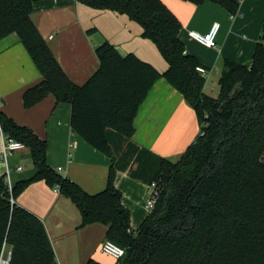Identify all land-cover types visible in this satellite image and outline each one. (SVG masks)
Wrapping results in <instances>:
<instances>
[{"label":"trees","instance_id":"trees-1","mask_svg":"<svg viewBox=\"0 0 264 264\" xmlns=\"http://www.w3.org/2000/svg\"><path fill=\"white\" fill-rule=\"evenodd\" d=\"M181 1L210 2L230 15L241 2ZM77 2L126 15L155 44L168 68L161 74L103 42L94 50L98 69L76 85L33 25L31 0H0V40L16 34L42 76L24 92L23 106L28 109L49 95L57 104H69L71 132L110 160L105 188L88 194L47 164L45 141L0 112L2 134L29 150L35 170L10 190L0 176V257L9 254V264H57L42 221L16 203L28 185L43 181L75 204L82 227L106 226L105 239L124 250L115 264H264V44L256 45L250 67L224 61L219 93L212 98L203 93L200 63L179 38L180 23L160 0ZM160 78L181 94L199 125L175 163L131 142L138 108ZM128 167L132 178L161 189L136 234L114 185L116 172Z\"/></svg>","mask_w":264,"mask_h":264},{"label":"crops","instance_id":"crops-1","mask_svg":"<svg viewBox=\"0 0 264 264\" xmlns=\"http://www.w3.org/2000/svg\"><path fill=\"white\" fill-rule=\"evenodd\" d=\"M181 25L179 38L185 50L207 72L203 93L216 98L224 61L250 67L258 43L264 44V0H241L236 15L216 4L197 6L181 0H160ZM30 19L70 81L83 85L98 69L95 48L111 44L118 54L135 55L164 73L168 65L155 44L142 37V28L126 15L89 8L77 0H31ZM213 23L220 25L216 46L207 48L189 37V32L205 34ZM42 80L16 34L0 40V112L17 125L29 128L47 144L46 162L88 194L101 192L106 185L110 160L70 129V105L57 104L52 95L26 109L24 92ZM131 142L171 163L180 159L199 131L197 117L181 94L165 79L157 80L139 106ZM2 138L0 135V153ZM12 185L30 179L35 170L27 148L7 159ZM21 167L18 171L17 168ZM0 157V176L5 174ZM135 166H133V169ZM114 185L121 204L129 213V225L136 231L148 216L145 204L152 188L130 175V167L117 171ZM17 205L43 223L57 264H115L101 252L106 226H81V215L72 201L43 181L28 185Z\"/></svg>","mask_w":264,"mask_h":264},{"label":"built area","instance_id":"built-area-1","mask_svg":"<svg viewBox=\"0 0 264 264\" xmlns=\"http://www.w3.org/2000/svg\"><path fill=\"white\" fill-rule=\"evenodd\" d=\"M219 30H220V25L218 23H213L207 33L201 34V33L192 31V32H189V37L204 47L214 48L216 46V38H217ZM196 70L199 74H201L203 78H206L208 76V72L203 67H197ZM0 135L2 138V148H1L0 157H1V160L6 165L5 174H4L5 182L10 190L12 187V184L8 177L9 168L7 166V159L16 151L22 150L24 148V145L18 141L5 137L2 134L1 130H0ZM17 170L20 171L21 167H18ZM151 188H152L151 195L147 199L146 204H145V207L148 212L152 211L158 199L159 193L161 191L160 187H156L155 184L153 183L151 184ZM101 252L111 257L112 259H114L116 263H118V261L124 255V250L122 248H120L119 246L115 245L114 243L108 240H105L103 242L102 247H101ZM9 259H10L9 254H1L0 264H9Z\"/></svg>","mask_w":264,"mask_h":264},{"label":"rangeland","instance_id":"rangeland-1","mask_svg":"<svg viewBox=\"0 0 264 264\" xmlns=\"http://www.w3.org/2000/svg\"><path fill=\"white\" fill-rule=\"evenodd\" d=\"M262 161H264V158H262ZM134 232V234H136V231H133Z\"/></svg>","mask_w":264,"mask_h":264},{"label":"water","instance_id":"water-1","mask_svg":"<svg viewBox=\"0 0 264 264\" xmlns=\"http://www.w3.org/2000/svg\"><path fill=\"white\" fill-rule=\"evenodd\" d=\"M10 257V256H9Z\"/></svg>","mask_w":264,"mask_h":264}]
</instances>
